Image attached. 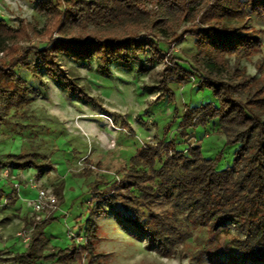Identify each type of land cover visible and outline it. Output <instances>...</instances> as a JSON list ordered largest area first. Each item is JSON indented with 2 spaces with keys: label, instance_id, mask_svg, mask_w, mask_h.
Wrapping results in <instances>:
<instances>
[{
  "label": "trees",
  "instance_id": "1",
  "mask_svg": "<svg viewBox=\"0 0 264 264\" xmlns=\"http://www.w3.org/2000/svg\"><path fill=\"white\" fill-rule=\"evenodd\" d=\"M61 1L66 9L57 31L68 39L54 40L42 48L27 47L11 65L0 67V111L21 108L28 99L26 83L15 73L18 67L38 77L44 75L83 98L59 70L61 57L86 68L94 62L98 73L109 76L111 65L126 70L136 65L137 72L145 75L147 68L155 64V56L160 55L166 65L159 75V88L151 90L157 95L154 102L174 99L171 81L187 85L194 78L197 91L209 90L217 103L184 106L174 138L164 141V137L156 145L142 146L129 160L134 181L122 187L132 194L130 201L142 208L153 198H160L179 206L193 218L196 227L208 228L209 232L231 227L237 230L241 238L207 252L215 264H264V84H253L242 72L228 76L225 66L228 58L239 61L262 50L258 33L246 25V19L248 15L264 14V0L238 1L233 7L227 5V0ZM35 9L49 17L58 13L56 5L49 1L38 2ZM15 34L0 20L1 49ZM188 37L194 45L189 61L182 62L170 49L162 52L159 47L160 38L179 44ZM176 118L177 110L172 119ZM210 122L218 125L223 146L234 149L230 165L222 170L217 169L221 151L208 159L198 146L176 148L175 137L186 141L188 131L204 128ZM162 150L166 155L160 162ZM37 159L36 155H13L0 165L39 170L42 166ZM157 162L160 166L155 168ZM150 181L156 183L154 187L139 186L140 182ZM110 190L113 189L93 194L94 205L81 230L86 241L83 246L72 244L44 255L43 228L54 219L47 217L33 223L22 252L2 258L0 250V264H75L84 255L89 264H97L99 257L92 245L97 231L94 218L104 213V204L116 205ZM11 195L12 200L18 197L14 188ZM149 218L152 222L144 216L122 217L121 225L135 237H147L153 247L164 253L165 241L175 228L158 215L151 214Z\"/></svg>",
  "mask_w": 264,
  "mask_h": 264
},
{
  "label": "rangeland",
  "instance_id": "2",
  "mask_svg": "<svg viewBox=\"0 0 264 264\" xmlns=\"http://www.w3.org/2000/svg\"><path fill=\"white\" fill-rule=\"evenodd\" d=\"M40 1L56 5L59 14L49 17L38 13L35 7ZM238 1L246 0H227V5L233 7ZM65 9L61 0H0V20L7 30L16 32L0 48V67L11 65L27 47L42 48L54 40L68 39L57 31ZM246 20V25L258 33L262 50L239 61L228 58L225 66L228 76L242 72L253 84L260 85L264 84V14L248 15ZM158 43L162 52L170 49L182 62L191 60L192 38L179 44L160 38ZM159 57L155 56V64L147 68L145 75L137 72L136 65L131 70L111 65L109 76L98 73L94 62L86 68L61 57L59 70L85 98L73 95L44 75H32L22 67L15 69L16 75L26 83L28 99L21 108L0 111V162L13 155H36L42 167L15 173L11 167L0 165L2 258L22 252L25 243L19 234L29 235L33 223H37L28 200L29 193L34 191L29 180L37 188L50 190L56 198L55 209L39 215V222L54 218L43 228L44 255L65 250L72 244L81 247L86 243L81 230L94 205L93 194L109 188L113 189L109 196L115 198L116 205L104 204V213L94 218L97 231L92 245L99 257L97 264H215L207 252L242 237L233 227L215 232L196 227L193 218L179 206L160 198H153L142 208L130 201L132 194L122 187L134 181L129 160L142 146L156 145L164 137V141L174 138L184 106L217 103L209 90L197 91L194 78L187 85L171 81L174 99L154 102L157 95L151 90L159 88V75L166 65ZM175 110L177 118L173 120ZM217 128L215 122H210L204 128L188 131L186 141L175 137L176 148L198 146L208 159L221 151L217 169H225L231 163L234 149L223 146L224 138ZM165 155L162 150L160 162ZM159 166L157 162L155 168ZM155 184L154 181L140 182L139 186L154 187ZM12 188L24 205L11 199ZM151 214L165 218L175 228L165 241L164 253L153 247L147 237H135L122 228V217L144 216L150 220ZM78 260L79 264H89L85 255Z\"/></svg>",
  "mask_w": 264,
  "mask_h": 264
},
{
  "label": "built area",
  "instance_id": "3",
  "mask_svg": "<svg viewBox=\"0 0 264 264\" xmlns=\"http://www.w3.org/2000/svg\"><path fill=\"white\" fill-rule=\"evenodd\" d=\"M29 183L31 184V188L35 191V196L33 199L29 201V205L32 209V212L35 216V220L37 222L40 221L39 215L42 213H49L55 209L56 206V198L54 195L51 193L50 190L47 189H41L37 188L33 180H29ZM30 235V234H29ZM29 235H21L22 242L27 243L29 240Z\"/></svg>",
  "mask_w": 264,
  "mask_h": 264
},
{
  "label": "crops",
  "instance_id": "4",
  "mask_svg": "<svg viewBox=\"0 0 264 264\" xmlns=\"http://www.w3.org/2000/svg\"><path fill=\"white\" fill-rule=\"evenodd\" d=\"M12 170L16 173L17 171H20V170H17V169H13L12 168ZM25 170V169H24ZM24 191H25V193H26V190H24V189H22V192H23V194H24ZM30 195V198L28 199L29 201L31 200V199H33L34 198V196H35V191H31L30 193H29ZM23 196H27V195H23ZM19 198V199H18ZM21 202L22 204L21 205H24V201L22 200V198L21 197H17V203L18 202ZM13 204V203H12Z\"/></svg>",
  "mask_w": 264,
  "mask_h": 264
}]
</instances>
